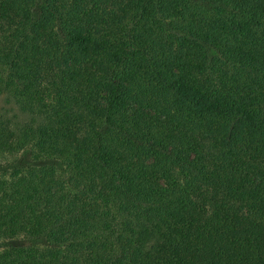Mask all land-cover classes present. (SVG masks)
<instances>
[{
    "label": "trees",
    "instance_id": "16d2710c",
    "mask_svg": "<svg viewBox=\"0 0 264 264\" xmlns=\"http://www.w3.org/2000/svg\"><path fill=\"white\" fill-rule=\"evenodd\" d=\"M0 264H264V0H0Z\"/></svg>",
    "mask_w": 264,
    "mask_h": 264
},
{
    "label": "rangeland",
    "instance_id": "374dc122",
    "mask_svg": "<svg viewBox=\"0 0 264 264\" xmlns=\"http://www.w3.org/2000/svg\"><path fill=\"white\" fill-rule=\"evenodd\" d=\"M9 105L4 104V101L2 100V98L0 97V112L4 113L9 111Z\"/></svg>",
    "mask_w": 264,
    "mask_h": 264
}]
</instances>
